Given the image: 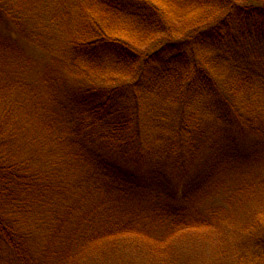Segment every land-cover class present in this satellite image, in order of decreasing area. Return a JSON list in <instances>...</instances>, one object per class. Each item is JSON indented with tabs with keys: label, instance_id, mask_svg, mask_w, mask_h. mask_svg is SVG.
<instances>
[{
	"label": "trees",
	"instance_id": "obj_1",
	"mask_svg": "<svg viewBox=\"0 0 264 264\" xmlns=\"http://www.w3.org/2000/svg\"><path fill=\"white\" fill-rule=\"evenodd\" d=\"M94 1L99 11L138 17L148 37L165 36L167 41L140 54L135 40L108 35L98 21H90L94 29L89 26L58 50L40 22L34 28L30 24L43 13H26L19 0H0V26L10 31L0 32V264H88L89 258L106 264L102 257L140 243L158 227L165 230L154 243L147 240L145 248L169 252L168 264H185L174 255V240H184L192 228L229 240L230 228H223L220 211L188 216L181 201L204 190L214 177L264 159V95H234L241 85L227 91L216 84L215 95H200L205 113L196 125L187 126L182 115L178 135L163 142L147 138L137 103L112 89L69 88L65 77L48 74L44 86L50 94L61 87L63 95H31L26 104L10 95L27 90L21 68L35 61L24 54L23 44L47 50L68 65L81 66L79 60L101 55L126 62L131 71L139 66L141 79L178 74L179 89L187 94L178 99L188 101L197 96L191 92L204 87L194 86L201 83L202 68L196 64L189 69L192 56L187 51L179 55L180 48L204 46L219 55L234 54L264 37V0H192L184 9L226 10L204 21L209 23L194 39L179 40L152 0ZM40 106L43 118L38 121L31 111L40 112ZM36 123L43 125L38 131L30 127ZM33 133L38 134L28 143L20 140ZM152 192L159 201L150 200ZM163 197L170 202H161ZM252 223L240 234L241 247L264 257V216ZM221 249L228 253V247ZM243 249L236 262L228 257L224 264H249Z\"/></svg>",
	"mask_w": 264,
	"mask_h": 264
},
{
	"label": "rangeland",
	"instance_id": "obj_2",
	"mask_svg": "<svg viewBox=\"0 0 264 264\" xmlns=\"http://www.w3.org/2000/svg\"><path fill=\"white\" fill-rule=\"evenodd\" d=\"M19 1L22 2L20 5L26 13L30 10L43 13L41 20L32 18L30 24L34 28L40 22L43 25L41 30L45 37L51 40V44L60 48L58 50L63 48L67 39L80 37L82 31L91 27L90 21L94 25L98 21L101 25L100 29L108 35L127 41L135 40L137 51L140 54L153 51L167 41L165 36L148 37L143 24L138 23V17L135 19L128 13L115 15L105 10L99 11V5L94 0ZM152 3L164 11V22L176 40L189 37L194 39L204 28L203 26H206L205 23H209L204 21L211 22L212 19L215 20L222 16L226 10L210 9L209 6L197 7L194 10L184 9L192 5V0H152ZM33 15L35 14L31 16ZM200 19L202 20L199 21ZM201 22L204 23L199 26ZM91 29L94 27L92 26ZM0 32L8 34L10 31L0 26ZM51 44H47L48 49L52 47ZM23 46L24 54L35 60L34 62L27 61L21 68L22 75L26 76L29 85L27 84V90L22 94L12 93L10 95L16 97L18 95L25 100V104L28 103L27 98L31 95H36V97L37 95H63L61 87H57L55 89L57 91L50 94V88L44 86L42 81L48 74L65 77L67 83L65 86L69 88L97 85L105 88L107 92L112 89L114 95L126 97L127 101L137 103L141 110L143 130L147 138L154 142L175 138L179 133L182 115L185 116L187 126L196 125L195 119L205 113L200 95H215L214 86L216 84L223 85L227 91L241 85L239 93L234 95H264V37L248 42L240 50L243 52L234 54L229 52L226 55H219L221 52L218 50L204 48V46H194L191 49L190 45L187 49L180 48L179 55L187 51L192 56L191 61L190 58L187 60L188 63L190 61L189 69H193L196 64L202 68L199 71L201 83L198 82V85L195 83L194 86L204 87L196 88L191 92L189 95L197 96L188 101L178 99V95H187L185 91L182 92L179 89L181 78L176 79L178 74L166 73L141 79V73L137 71L139 66L131 71L126 62H118L110 56L106 58L101 55H97L96 58L87 56L79 60L81 66L68 65L53 55H49L50 52L47 50L31 44H23ZM190 49L195 50L196 53L191 52ZM138 65H141V61ZM204 75L206 78H202ZM41 108L40 106V112L30 110L31 113L40 117L38 121L43 118ZM42 126V123H36L30 127H35L38 131ZM37 134H29L20 140L28 143L33 135ZM196 165L199 166V162ZM150 200L159 201V198L152 192ZM170 200V198L163 197L161 202L169 203ZM180 204L185 207L188 216L192 217H204L218 211L220 214H225V219L221 224L223 228H230V239L226 240L218 236L211 238V231L207 229L198 231V228H192L184 240H174L176 245L173 251H175L174 255L178 262L224 264L228 257L236 262L239 252L245 248L241 247L243 236L240 234L244 233L245 228L252 227L255 219L264 216V159L251 167L246 164L243 169L232 170L221 177H214L211 182L207 183L204 190L189 193ZM261 229L264 230V227ZM164 230V227L153 228L148 238L116 252L114 256L107 255L105 260L102 257L103 262L106 264H168L169 252H153L145 248L147 240L154 243ZM58 247L59 244L56 245V248ZM221 247L224 249L228 247V253L224 254ZM243 250L246 252L249 264H264V257L260 253ZM88 264H101V262L100 259L89 258Z\"/></svg>",
	"mask_w": 264,
	"mask_h": 264
}]
</instances>
